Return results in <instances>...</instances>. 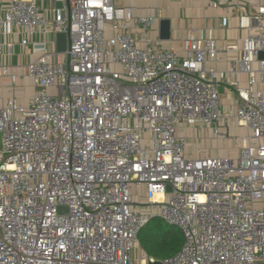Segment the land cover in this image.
<instances>
[{"label": "built area", "instance_id": "2783aa9c", "mask_svg": "<svg viewBox=\"0 0 264 264\" xmlns=\"http://www.w3.org/2000/svg\"><path fill=\"white\" fill-rule=\"evenodd\" d=\"M0 11V36L20 34L35 54L29 102L0 106V264H264V5L226 46L241 52L226 72L207 66L219 54L212 35L188 36L184 54L159 50V17L115 0H7ZM226 74L238 104L227 114ZM3 75L25 78L0 63ZM232 117L248 135H231ZM183 125L212 127L238 156H189ZM154 217L182 231L176 255H134Z\"/></svg>", "mask_w": 264, "mask_h": 264}, {"label": "crops", "instance_id": "0c3cea01", "mask_svg": "<svg viewBox=\"0 0 264 264\" xmlns=\"http://www.w3.org/2000/svg\"><path fill=\"white\" fill-rule=\"evenodd\" d=\"M213 2L218 3L219 6L214 7ZM115 4L119 7L131 8L134 16L159 17L158 22L150 30L152 45L159 50L184 54L183 41L188 36L201 38L202 36L212 35L217 41L219 54L216 60L209 61L207 66H214L226 72L241 56L239 50L228 51L226 46L240 42L246 37V18L264 5V0H115ZM6 5L7 0H0V9ZM223 16L229 17V24L226 28L222 26L221 19ZM162 19H168L171 23V36L169 39H161L160 37V21ZM21 40L20 34H15L6 41L0 36V63L9 66V73L25 76L23 80H18L16 84L10 80L8 75H3L0 78V106H3L7 99L14 96L17 97L20 103L26 104L35 91L31 79L26 77L27 65L35 57L33 46H22ZM7 42L14 43L13 53L8 56H6L8 54ZM230 79H232L231 76L226 74V78L220 86L222 109L225 114L230 113L232 109H236L238 105L234 91L228 87ZM237 79L245 84L247 75L239 74ZM258 88L264 89V85L260 84ZM182 128L184 129V125ZM230 133L233 136H246L249 134V130L240 126L238 120L232 117L230 120ZM182 134L185 133L182 132ZM185 135L190 138L189 132ZM191 136L194 139L206 138L203 133L199 134L198 130L193 131ZM222 141L224 144L227 142L232 143L231 140L218 139V143H222ZM232 147L233 150L237 151L236 156H238L239 151L233 143ZM187 154L193 158L204 157L203 155L198 156L197 153L192 155L189 153L188 147Z\"/></svg>", "mask_w": 264, "mask_h": 264}, {"label": "trees", "instance_id": "16d2710c", "mask_svg": "<svg viewBox=\"0 0 264 264\" xmlns=\"http://www.w3.org/2000/svg\"><path fill=\"white\" fill-rule=\"evenodd\" d=\"M184 235L180 228L166 223L160 217L150 219L139 233V245L147 256L166 259L182 248Z\"/></svg>", "mask_w": 264, "mask_h": 264}, {"label": "rangeland", "instance_id": "374dc122", "mask_svg": "<svg viewBox=\"0 0 264 264\" xmlns=\"http://www.w3.org/2000/svg\"><path fill=\"white\" fill-rule=\"evenodd\" d=\"M46 40V39H44ZM184 127V129L182 127H180L179 131L180 133H185L187 134L188 132L190 133L188 138V149H189V153H191L192 155L194 153H197L198 156H204L208 155V156H214V155H229L230 157H235L237 155V151L233 150L232 147V143L227 142L226 144H224V142L222 141V143H218V139L215 137V135H212L214 132L212 131L213 128L212 127H206L203 125H196L194 127ZM190 128V130H189ZM182 129V131H181ZM199 131V134H204V136L206 138L202 139V138H195L193 136H191V134L193 133V131ZM230 141V140H229ZM230 150V153H229ZM204 151V152H203ZM132 194L135 197V200L137 202V204L139 206L145 204V202H147L148 198L146 195V188L143 185L140 186H133L132 187ZM263 206V205H262ZM141 255L144 254V250L141 249L140 245L138 247V249H135L134 251V255Z\"/></svg>", "mask_w": 264, "mask_h": 264}, {"label": "water", "instance_id": "95a60500", "mask_svg": "<svg viewBox=\"0 0 264 264\" xmlns=\"http://www.w3.org/2000/svg\"><path fill=\"white\" fill-rule=\"evenodd\" d=\"M171 36V23L168 19H162L160 21V37L161 39H169ZM56 47L59 53H64L68 48V35L63 32H58L55 36ZM261 57H264V52L261 53ZM2 149V137L0 133V150ZM171 191V187H168ZM66 210L65 207H60L59 211Z\"/></svg>", "mask_w": 264, "mask_h": 264}, {"label": "bare ground", "instance_id": "6f19581e", "mask_svg": "<svg viewBox=\"0 0 264 264\" xmlns=\"http://www.w3.org/2000/svg\"><path fill=\"white\" fill-rule=\"evenodd\" d=\"M156 199H161L162 198V195L161 194H158L155 196Z\"/></svg>", "mask_w": 264, "mask_h": 264}]
</instances>
